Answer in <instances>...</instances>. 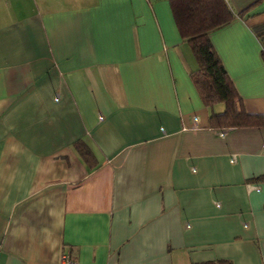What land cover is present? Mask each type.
<instances>
[{
  "label": "crops",
  "instance_id": "1",
  "mask_svg": "<svg viewBox=\"0 0 264 264\" xmlns=\"http://www.w3.org/2000/svg\"><path fill=\"white\" fill-rule=\"evenodd\" d=\"M224 1L264 115V0ZM195 70L169 0H0V264H264V126L209 127Z\"/></svg>",
  "mask_w": 264,
  "mask_h": 264
},
{
  "label": "trees",
  "instance_id": "2",
  "mask_svg": "<svg viewBox=\"0 0 264 264\" xmlns=\"http://www.w3.org/2000/svg\"><path fill=\"white\" fill-rule=\"evenodd\" d=\"M169 6L181 39L193 56L196 70L190 74L192 84L205 107L221 104L222 111L211 113V128H243L264 126V115L249 114L228 79L208 41V34L227 25L234 17L224 0H169ZM264 59V54H261ZM73 149L85 165L93 162L92 155L82 142ZM200 264H231L215 260Z\"/></svg>",
  "mask_w": 264,
  "mask_h": 264
},
{
  "label": "built area",
  "instance_id": "3",
  "mask_svg": "<svg viewBox=\"0 0 264 264\" xmlns=\"http://www.w3.org/2000/svg\"><path fill=\"white\" fill-rule=\"evenodd\" d=\"M234 162V160H232ZM58 264H77L74 259H72L67 251H62L59 255Z\"/></svg>",
  "mask_w": 264,
  "mask_h": 264
},
{
  "label": "rangeland",
  "instance_id": "4",
  "mask_svg": "<svg viewBox=\"0 0 264 264\" xmlns=\"http://www.w3.org/2000/svg\"><path fill=\"white\" fill-rule=\"evenodd\" d=\"M262 40H264V39H262Z\"/></svg>",
  "mask_w": 264,
  "mask_h": 264
}]
</instances>
